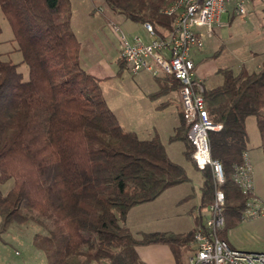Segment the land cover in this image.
<instances>
[{
  "label": "trees",
  "instance_id": "obj_1",
  "mask_svg": "<svg viewBox=\"0 0 264 264\" xmlns=\"http://www.w3.org/2000/svg\"><path fill=\"white\" fill-rule=\"evenodd\" d=\"M102 1L113 13L149 23L159 34L172 28L174 18L164 11L174 0ZM0 11L21 55L17 64L0 59V234L15 223L38 227L33 245L47 264H142L137 246L163 243L178 249L191 241L194 229L134 237L126 227L132 207L189 179L158 136L141 140L120 126L101 93V79L81 66L69 0H0ZM21 64L28 69L26 80L18 71ZM217 74L220 84H203V98L210 120L221 126L208 139L211 158L223 169L224 225L226 220L233 225L243 220L250 198L232 182L247 150L249 117L264 155V61L254 71L242 66ZM154 79L160 90L152 97L179 90L171 77ZM176 131L171 141L183 142L189 160L193 147L182 115ZM200 172L198 208H203L216 187L209 167Z\"/></svg>",
  "mask_w": 264,
  "mask_h": 264
},
{
  "label": "rangeland",
  "instance_id": "obj_2",
  "mask_svg": "<svg viewBox=\"0 0 264 264\" xmlns=\"http://www.w3.org/2000/svg\"><path fill=\"white\" fill-rule=\"evenodd\" d=\"M69 3L70 28L80 43L81 66L87 73L101 79V93L120 126L125 131L134 132L141 140L158 136L168 157L183 167L189 179L186 183L166 189L151 202L132 207L125 219L126 227L134 237L140 236L141 229L188 230L187 222L191 218L188 212L198 204L202 179L200 170L193 164L192 154L189 160L185 158L183 142L171 141L180 125L178 90L170 88L152 97L160 90L156 79L145 72L131 74L120 58L119 34L113 31L112 25H117L129 40L138 36L147 41L149 38L141 23L113 13L102 0H69ZM232 8L231 3L227 6L229 13L221 15L220 24L212 28V34L205 35L202 48L192 52L196 70L201 71L203 76H210L205 81L208 87L221 82L217 69L237 71L243 66L254 71L264 61V3L250 1L246 4L245 15L232 12ZM0 29V59L15 64L21 62L11 28L1 11ZM253 51H258L259 55L254 57ZM18 71L22 73L23 80L28 78L26 65L21 64ZM246 128L247 145L254 147L259 135L254 117L247 119ZM260 204L264 210V204ZM243 217L242 221L233 225L225 221V240L237 250L264 252V214L249 217L244 212ZM34 228L33 234L39 233L38 227ZM15 249L21 251L20 248ZM9 251L14 256L15 250ZM183 253L190 255V251Z\"/></svg>",
  "mask_w": 264,
  "mask_h": 264
},
{
  "label": "built area",
  "instance_id": "obj_3",
  "mask_svg": "<svg viewBox=\"0 0 264 264\" xmlns=\"http://www.w3.org/2000/svg\"><path fill=\"white\" fill-rule=\"evenodd\" d=\"M250 1L174 0L164 11L165 15L174 18L172 28L162 29L159 34L151 24H142L149 38L147 41L138 36L129 40L117 25H112L113 31L119 34V56L131 74L145 72L152 78L167 76L178 82L181 115L188 126L187 136L193 147L192 159L199 170L209 167L214 179L216 190L212 202L197 209L200 223L194 227V248L188 264H264V252L237 250L219 237L224 227L225 198L219 189L224 183V175L221 164L211 158L208 135L220 130L221 126L209 118L203 98L204 86L195 77L192 59V52L202 48L205 35H211L212 28L220 24L227 6L232 3L233 12L245 15L246 4ZM260 1L264 3V0ZM232 182L250 195L245 214L249 217L263 215V207L254 193L253 168L247 151L242 154V162L234 167Z\"/></svg>",
  "mask_w": 264,
  "mask_h": 264
},
{
  "label": "crops",
  "instance_id": "obj_4",
  "mask_svg": "<svg viewBox=\"0 0 264 264\" xmlns=\"http://www.w3.org/2000/svg\"><path fill=\"white\" fill-rule=\"evenodd\" d=\"M255 0H251L253 3ZM233 12V8H232ZM227 14L229 11L227 10ZM221 18V17H220ZM253 56L259 55L258 51H253ZM264 55V51L262 53ZM262 64V63H261ZM258 64L257 68L261 65ZM246 68V67H245ZM195 77L202 81L205 87H208L205 83L206 79L210 76H203L201 71L196 70ZM221 69V68H220ZM247 69V68H246ZM218 70V69H217ZM217 72V71H216ZM91 74V73H90ZM94 75V74H92ZM97 77V75H94ZM99 78V77H97ZM100 79V78H99ZM220 84V81L214 84L212 87ZM258 143L254 147H248L247 154L253 168V180H254V193L258 200L264 204V155L259 147L260 138L258 135ZM248 144V142H247ZM200 197V196H199ZM198 204L189 209L190 219L187 222L188 230L184 232H174L171 230L153 229V230H139V234L142 233H173L177 235H185L194 229L195 219L197 217ZM34 225L30 224H12L9 229L0 234V264H47V260L43 252L37 249L33 245V238L36 233L33 234ZM31 229V230H30ZM228 242V241H227ZM229 243V242H228ZM230 245V244H229ZM232 247V245H230ZM20 248V252L15 249ZM194 245L192 240L186 245L180 246L178 249H172L169 245L163 243H153L147 245H140L135 248L136 255L142 264H188L189 257L192 255ZM234 248V247H233ZM10 249H14V256L10 255ZM235 249V248H234ZM184 251H190V255H185ZM246 252V251H245Z\"/></svg>",
  "mask_w": 264,
  "mask_h": 264
}]
</instances>
